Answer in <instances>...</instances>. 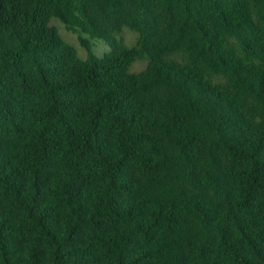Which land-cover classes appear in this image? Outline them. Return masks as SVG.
<instances>
[{"label": "trees", "instance_id": "obj_1", "mask_svg": "<svg viewBox=\"0 0 264 264\" xmlns=\"http://www.w3.org/2000/svg\"><path fill=\"white\" fill-rule=\"evenodd\" d=\"M0 264H264V0H0Z\"/></svg>", "mask_w": 264, "mask_h": 264}, {"label": "rangeland", "instance_id": "obj_2", "mask_svg": "<svg viewBox=\"0 0 264 264\" xmlns=\"http://www.w3.org/2000/svg\"><path fill=\"white\" fill-rule=\"evenodd\" d=\"M51 25L55 26L58 31L60 32L61 36L69 42L71 45H73L81 58H87V52L84 48L80 45V33L74 30H69L66 26V24L59 18H53L51 21ZM138 37V34L136 32H133L129 29H125L124 32L119 35V38H124L126 44L128 46H133L136 43V39ZM93 53L97 58H103L107 54L111 53V50L106 45L105 41L102 39H94L93 40ZM146 61H140L135 64L133 67V71L137 72L142 70L146 66Z\"/></svg>", "mask_w": 264, "mask_h": 264}]
</instances>
